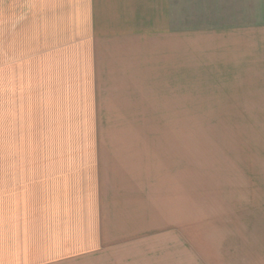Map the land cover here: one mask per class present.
Returning <instances> with one entry per match:
<instances>
[{
	"label": "rangeland",
	"instance_id": "rangeland-1",
	"mask_svg": "<svg viewBox=\"0 0 264 264\" xmlns=\"http://www.w3.org/2000/svg\"><path fill=\"white\" fill-rule=\"evenodd\" d=\"M58 1L0 0V264H264V0L89 46Z\"/></svg>",
	"mask_w": 264,
	"mask_h": 264
},
{
	"label": "crops",
	"instance_id": "crops-1",
	"mask_svg": "<svg viewBox=\"0 0 264 264\" xmlns=\"http://www.w3.org/2000/svg\"><path fill=\"white\" fill-rule=\"evenodd\" d=\"M185 2L187 15L188 0ZM58 3L62 4L60 9L67 8L72 45L82 41L80 45L89 46L107 41L111 35L119 40L134 36L155 38L159 34L151 26L157 25V13L164 18L163 35H172L173 0H59ZM187 18L184 23H188ZM142 26L148 27L146 31L140 30Z\"/></svg>",
	"mask_w": 264,
	"mask_h": 264
}]
</instances>
